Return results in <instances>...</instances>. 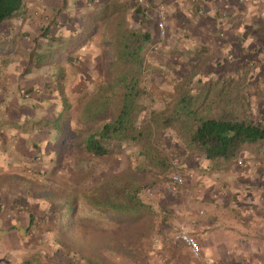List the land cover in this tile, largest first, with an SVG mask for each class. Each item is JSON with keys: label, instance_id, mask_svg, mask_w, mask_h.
<instances>
[{"label": "rangeland", "instance_id": "374dc122", "mask_svg": "<svg viewBox=\"0 0 264 264\" xmlns=\"http://www.w3.org/2000/svg\"><path fill=\"white\" fill-rule=\"evenodd\" d=\"M28 1L23 20L0 27L1 41L12 44L0 53V264H197L173 240L192 223L198 196L186 192L195 185L190 168L204 157L189 147L183 126L154 130V144L170 168L180 162L185 183L178 189L170 188L169 178L143 170L137 153L125 146L105 157H91L82 148L99 125L87 123L83 109L98 87L110 83L112 18L99 22L95 16L105 11L110 17L119 6L117 15L129 28L152 30L143 82V103L150 110L189 98V110L211 116L241 109L244 99L247 116L264 122V0H224L228 6L206 1L210 11L203 14L197 12L202 5L193 4L199 14L194 27L191 16L163 0ZM141 6L146 11L137 14ZM160 7L166 12L163 38ZM202 27L209 30L201 35ZM46 31L63 41L86 35L57 54L58 65L28 75L27 52L36 39L47 45L40 38ZM20 137L26 146L15 148L13 139ZM136 180L145 188L140 217L117 216L104 207Z\"/></svg>", "mask_w": 264, "mask_h": 264}, {"label": "trees", "instance_id": "16d2710c", "mask_svg": "<svg viewBox=\"0 0 264 264\" xmlns=\"http://www.w3.org/2000/svg\"><path fill=\"white\" fill-rule=\"evenodd\" d=\"M25 1L0 0V27L23 18ZM66 1L62 0L63 4ZM118 7H115L110 17L105 11L95 16V20L99 22L112 18L108 29L112 61L107 66L110 83L106 88L98 87L83 109L82 117L87 123L99 124L81 141L82 148L88 155L110 156L116 149L120 150L125 146L132 154L137 153L143 170L154 172L155 176H161L165 181L168 178L171 181L170 174L175 169L170 168L169 158L155 146L154 130H163L177 124H181L187 133L185 136L189 147L201 153L206 160L214 162L218 169H227L234 164L244 148L256 147L264 152V122L247 116L243 111L244 99L241 100V109H226L221 114L211 116L189 110V98H182L172 106L171 103H166L165 108L160 110L147 108L143 103L147 93L143 82L146 54L154 42V34L149 28H129L125 18L117 15ZM141 7L142 12L140 7L136 9L137 14L146 11L144 6ZM62 12V8L59 9L58 15ZM84 35L63 41L61 37H50L47 31L43 32L40 38H46L47 45L43 46L38 39L34 41V48L27 52L25 73L29 75L33 70H40L49 63L58 65L60 60L57 54L61 51L68 52L76 43H81ZM8 47H12V44L3 43L0 39V53ZM67 111L68 107L60 116L64 118ZM53 126L58 130L57 133L62 131L57 122ZM144 190L141 181H129L104 202V207L117 216L134 214L140 217L144 207ZM70 209L74 210L73 207Z\"/></svg>", "mask_w": 264, "mask_h": 264}, {"label": "crops", "instance_id": "0c3cea01", "mask_svg": "<svg viewBox=\"0 0 264 264\" xmlns=\"http://www.w3.org/2000/svg\"><path fill=\"white\" fill-rule=\"evenodd\" d=\"M32 1L50 4V0L28 2ZM163 1L169 2L174 12L181 15L184 12L185 16H191L192 18H188L191 27L197 25V12L203 14L210 11L206 9L208 6L205 2L211 0ZM213 1L228 6L224 0ZM193 4H201L202 8H198L197 12L192 11ZM26 26L29 27V24ZM208 30L202 27L201 35ZM11 122L14 124V121ZM14 132L16 130L11 131ZM22 138L13 139L15 148L26 146V140ZM263 153L262 149L248 147L242 150L238 161L227 169H218L214 162L206 160L205 157L201 164L190 168L195 185L186 192L198 196V205L190 213L193 220L186 230L198 240L203 255L212 258L214 264H264ZM0 164L4 167L3 162ZM185 248L190 254L188 248Z\"/></svg>", "mask_w": 264, "mask_h": 264}, {"label": "built area", "instance_id": "2783aa9c", "mask_svg": "<svg viewBox=\"0 0 264 264\" xmlns=\"http://www.w3.org/2000/svg\"><path fill=\"white\" fill-rule=\"evenodd\" d=\"M157 18L159 21L158 30L160 32V36L163 38L166 35L167 24L165 21L166 12L162 7L157 9ZM179 166H180L179 160H174L173 168L177 170ZM184 183H185L184 177L178 170L172 174L170 181V185H171L170 188L173 189L181 188L182 186H184ZM173 240L175 243H180L185 245L190 251V255L199 264H214L212 258L203 255L200 243L185 228L176 231Z\"/></svg>", "mask_w": 264, "mask_h": 264}]
</instances>
